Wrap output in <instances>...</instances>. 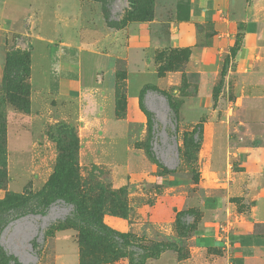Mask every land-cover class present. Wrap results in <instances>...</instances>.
Returning <instances> with one entry per match:
<instances>
[{"label":"rangeland","instance_id":"1","mask_svg":"<svg viewBox=\"0 0 264 264\" xmlns=\"http://www.w3.org/2000/svg\"><path fill=\"white\" fill-rule=\"evenodd\" d=\"M109 5L105 12L99 0H0V17L7 19L0 20V202L16 195L28 199L19 209L0 204V246L20 264L131 263L108 246L83 248L73 228L79 224L73 207L63 202L48 207L58 193L50 185L56 165L75 161L79 199L105 224L108 217L128 224L133 238L122 253L143 264H215L216 254L194 247L200 211H188L182 224L176 217L173 236L152 237L148 207L164 194L162 187L145 177L120 185L118 172L101 163L127 165L130 144L148 159L139 162V174L163 176L182 159L189 180L199 185L212 172V147L218 141L225 149L261 148V138L236 113L238 93L230 75L235 51L220 54L213 28L191 22V0H109ZM60 41L85 47L79 54L85 82L113 95L107 121L95 115L81 125L59 121L52 111L67 103L37 90L32 66L38 76ZM130 48L131 66L127 56L116 55ZM12 54L15 62L18 54H26L29 63L27 74L17 64V81L8 86ZM203 75L212 105L200 115L196 107L186 109L184 101L198 96ZM196 189L206 195L223 188ZM241 202L236 200L243 208ZM76 252L79 261L74 262Z\"/></svg>","mask_w":264,"mask_h":264},{"label":"crops","instance_id":"2","mask_svg":"<svg viewBox=\"0 0 264 264\" xmlns=\"http://www.w3.org/2000/svg\"><path fill=\"white\" fill-rule=\"evenodd\" d=\"M190 14L192 23L213 28V42L222 47L220 54L235 51L230 75L234 76L232 79L238 93L236 113L247 121L251 134L261 138V148L225 149L222 142H215L210 162L212 172L205 175L199 185L189 180L187 169L181 167L185 166L182 159L178 168L163 176L139 174L136 172L139 162L145 163L148 159L145 155L144 158L138 155L130 144L127 151L132 156L127 165L101 164L118 172L120 185L145 177L162 187L164 194L157 195L156 203L148 207L152 216L148 228L150 236L171 237L175 233L178 214L200 211L202 218L193 236L196 249L216 254L215 264H264V0H191ZM0 20L7 19L1 16ZM83 48L76 49L72 43L60 41L59 47L48 54V67L44 64L38 76L34 75L32 66L37 90L42 94L49 92L59 102L67 103L52 111L59 121L80 125L92 121L94 115L107 121V109L109 113L114 111L113 95H109L108 89L92 87L85 82L79 65ZM132 49L134 52L138 50L135 43ZM130 50H117L116 55L127 56L131 66L134 52L129 56ZM214 51L216 47L212 48L213 56ZM208 87V77L203 75L198 96L187 98L184 107L188 110L196 107L197 113L204 114L203 110L212 105ZM128 109L129 105L126 106ZM123 135L127 137L128 131L123 130ZM112 139L104 143V147L112 144ZM236 166L242 170H236ZM206 185H218L223 189L206 195L200 194L199 189L194 190ZM237 199H242L243 208L238 206ZM106 223L119 232L130 231L123 219L108 217ZM73 260L79 261L78 252Z\"/></svg>","mask_w":264,"mask_h":264},{"label":"trees","instance_id":"3","mask_svg":"<svg viewBox=\"0 0 264 264\" xmlns=\"http://www.w3.org/2000/svg\"><path fill=\"white\" fill-rule=\"evenodd\" d=\"M104 5V10H109V0H99ZM107 24L111 27L112 23L107 19ZM18 61L15 62V55H11L8 64V86L13 85V80L17 81L18 71L16 69L17 64L24 67L25 74H27V65L29 63L26 54H18ZM17 55V56H18ZM14 56V57H13ZM21 74H23L21 72ZM145 91L143 92V95ZM163 94V93H162ZM165 95V94H163ZM168 100L170 97L165 95ZM171 104V103H170ZM173 104V103H172ZM171 104V105H172ZM75 161H64L56 165L54 176L50 182V185L58 189L56 197L48 204L50 207L57 202H63L66 205L73 207V214L75 221L74 227L79 232V243L83 248L91 247H111L113 252L117 255L121 254L122 258H129L130 264H143L142 261H136L131 256L121 252V248L127 244L129 238H133L130 233H122L115 229H112L101 219V215L94 213L85 199L81 201L79 199V180L80 176L75 169ZM23 201V202H22ZM28 199H24L21 196H10L5 201H1L0 204L10 205L13 208L17 206L19 209L24 205V202ZM88 206V207H87ZM89 208V209H88ZM189 216V212H182L177 216V222L182 224L183 219ZM8 224V223H7ZM0 264H20L15 257L10 256L3 247L0 246Z\"/></svg>","mask_w":264,"mask_h":264}]
</instances>
